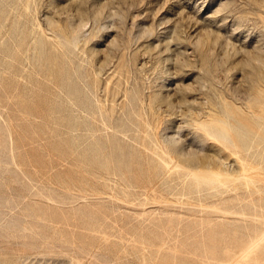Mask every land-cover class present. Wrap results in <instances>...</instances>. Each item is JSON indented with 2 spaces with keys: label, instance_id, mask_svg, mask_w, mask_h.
Instances as JSON below:
<instances>
[{
  "label": "rangeland",
  "instance_id": "1",
  "mask_svg": "<svg viewBox=\"0 0 264 264\" xmlns=\"http://www.w3.org/2000/svg\"><path fill=\"white\" fill-rule=\"evenodd\" d=\"M0 264H264V0H0Z\"/></svg>",
  "mask_w": 264,
  "mask_h": 264
}]
</instances>
